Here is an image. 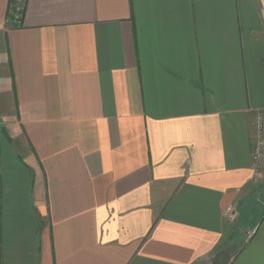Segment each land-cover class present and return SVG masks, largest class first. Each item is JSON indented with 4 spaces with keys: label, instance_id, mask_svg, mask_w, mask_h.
I'll return each instance as SVG.
<instances>
[{
    "label": "crops",
    "instance_id": "obj_1",
    "mask_svg": "<svg viewBox=\"0 0 264 264\" xmlns=\"http://www.w3.org/2000/svg\"><path fill=\"white\" fill-rule=\"evenodd\" d=\"M8 8L0 264H264V0Z\"/></svg>",
    "mask_w": 264,
    "mask_h": 264
},
{
    "label": "built area",
    "instance_id": "obj_2",
    "mask_svg": "<svg viewBox=\"0 0 264 264\" xmlns=\"http://www.w3.org/2000/svg\"><path fill=\"white\" fill-rule=\"evenodd\" d=\"M23 0H13L9 6V14L13 21H20L23 12ZM251 167L253 178L264 182V114L257 116L255 124V137L251 147ZM225 216L229 221H235L237 212L234 208L226 209Z\"/></svg>",
    "mask_w": 264,
    "mask_h": 264
},
{
    "label": "trees",
    "instance_id": "obj_3",
    "mask_svg": "<svg viewBox=\"0 0 264 264\" xmlns=\"http://www.w3.org/2000/svg\"><path fill=\"white\" fill-rule=\"evenodd\" d=\"M11 3H13V0H9V6L11 5ZM25 4H26V0H23V5H24V8H23V12H22V16H21V19H22V17H23V14H24V10H25ZM7 18L10 20V21H12L13 20V18L10 16L9 17V8H8V14H7ZM20 19V20H21Z\"/></svg>",
    "mask_w": 264,
    "mask_h": 264
},
{
    "label": "rangeland",
    "instance_id": "obj_4",
    "mask_svg": "<svg viewBox=\"0 0 264 264\" xmlns=\"http://www.w3.org/2000/svg\"><path fill=\"white\" fill-rule=\"evenodd\" d=\"M11 15L9 14V17H10ZM254 137H255V133H254ZM252 144H253V142H252ZM252 147V146H251Z\"/></svg>",
    "mask_w": 264,
    "mask_h": 264
}]
</instances>
